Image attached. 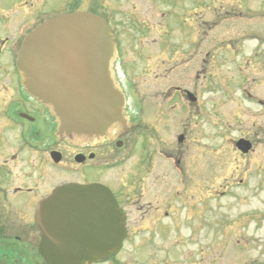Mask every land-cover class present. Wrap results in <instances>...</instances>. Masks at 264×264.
<instances>
[{"label":"flooded vegetation","instance_id":"af4514ba","mask_svg":"<svg viewBox=\"0 0 264 264\" xmlns=\"http://www.w3.org/2000/svg\"><path fill=\"white\" fill-rule=\"evenodd\" d=\"M202 6L203 0H0V50L9 48L13 52L12 62L0 66V156L5 155L4 130H18L17 150L0 164V225L16 226L12 228L15 235L9 233L12 242L6 240V230L0 228V264H32L28 256H38L39 242L35 209L57 186L65 183L99 184L108 188L124 214L126 238L129 223L134 226V223L152 222L160 227L162 220L169 216L170 206H178L181 194L174 185H182L186 176L179 146L187 141V128L195 130L197 119L201 118L202 74L206 63ZM78 12L103 18L111 29L115 47L113 79L125 97L126 117L136 126L124 136L114 134L98 140L61 141L56 136L54 117L25 92L16 72V54L28 32L49 18ZM229 13V10L224 11V18H228ZM128 49L134 51V57L133 61L126 62ZM147 62L154 67L152 80L154 89L158 90L153 91V97L162 98L145 109L146 116L155 114L159 118L158 122L147 124L149 134L161 130L167 113L180 121L178 127L175 125V129L181 128L175 136L177 150L164 158L171 174L151 170L154 159L143 155L138 159L140 168L131 165L114 176L107 172L116 169L107 167L121 166L129 160L122 158L121 150L126 147L125 140L137 132L142 123L139 116L142 107L128 101L126 92L135 90V81L126 76L125 66L129 64L127 68L134 72ZM160 69L162 76L157 73ZM192 113H195L194 122ZM238 140L251 143L244 138ZM133 147L131 144L127 154ZM27 150L35 168L28 171L23 167L27 154L22 155ZM12 164H15L13 169L9 168ZM11 181L17 183L13 185ZM50 183L53 185L49 186ZM130 200L135 208L129 214ZM132 214L136 216L135 222L129 219Z\"/></svg>","mask_w":264,"mask_h":264},{"label":"rangeland","instance_id":"374dc122","mask_svg":"<svg viewBox=\"0 0 264 264\" xmlns=\"http://www.w3.org/2000/svg\"><path fill=\"white\" fill-rule=\"evenodd\" d=\"M226 10L230 11L228 18H224ZM202 19L206 63L201 118L195 130L187 128V141L179 146L186 175L182 185H174L181 194L180 203L170 206L160 227L152 222L129 223L120 252L96 264H264V0H203ZM12 55L9 48L0 50V66L11 63ZM133 57L134 51L128 49L125 61H133ZM128 65L126 76L134 79L135 90L126 94L129 104L142 107V123L121 150L122 158L129 160L121 166H108L116 170L107 173L115 176L135 164L140 168L138 159L143 155L154 159L151 170L165 173L170 168L164 158L178 147L175 136L181 128L175 129V125L178 127L179 118L167 113L161 130L149 134L147 124L159 118L146 116L145 109L162 100L160 95L153 97V91H158L152 80L154 67L147 62L133 72ZM157 73L162 76L161 69ZM194 114L192 122L196 121ZM192 122L187 124L193 126ZM3 135L6 147L0 164L17 150L18 130L5 129ZM239 138L249 140L252 151L241 154L234 145ZM131 144L133 151L127 154ZM28 153L22 154H27L23 166L27 171L35 169ZM45 166L42 161L43 170ZM129 203L130 214L135 207L131 200ZM135 217L132 214L131 222ZM13 227L0 225L8 242H12L9 233L15 235ZM28 260L41 264L33 254Z\"/></svg>","mask_w":264,"mask_h":264},{"label":"water","instance_id":"95a60500","mask_svg":"<svg viewBox=\"0 0 264 264\" xmlns=\"http://www.w3.org/2000/svg\"><path fill=\"white\" fill-rule=\"evenodd\" d=\"M114 41L105 21L91 13L46 20L24 38L16 68L25 91L55 117L57 136L69 141L108 137L133 129L110 63ZM236 147L250 150L247 141ZM123 215L99 185L64 184L39 203L38 253L46 264H91L115 254L125 237Z\"/></svg>","mask_w":264,"mask_h":264}]
</instances>
